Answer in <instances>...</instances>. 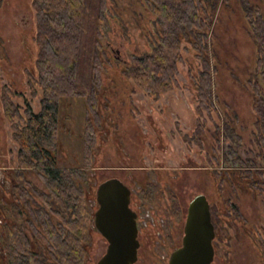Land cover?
Instances as JSON below:
<instances>
[{
  "label": "rangeland",
  "instance_id": "374dc122",
  "mask_svg": "<svg viewBox=\"0 0 264 264\" xmlns=\"http://www.w3.org/2000/svg\"><path fill=\"white\" fill-rule=\"evenodd\" d=\"M248 1L264 13V0ZM108 8L110 24L102 47L105 72L98 97L102 128L91 176L95 177V186L116 177L131 189L134 211L145 231L144 247L138 252L136 264H169L171 254L182 244L188 205L200 194L213 205L218 225L214 264H263L258 234L264 227V206L259 195L246 185L236 191L228 184L221 187L213 163L209 162L214 158L213 117L204 115L198 120L197 104L193 102L194 78L187 73L192 68L197 74L199 62L185 52V65L179 72L181 87L161 101L149 99L136 90L123 71L135 59L151 52L156 19L145 0H112ZM34 36L31 0H0V245L2 212L9 204L12 170L17 166L16 145L2 111L1 92L8 85L21 94L20 104L27 100L35 106L29 84L36 54ZM212 42L216 53L213 82L218 98L212 116L217 113L219 119L215 114V121L220 120V124L227 120L226 115L234 119L230 123L243 139L240 155L251 158L257 149L246 80L253 70L255 50L239 0H232L230 7L222 9ZM87 111L84 99H66L62 103L61 168L83 165ZM221 138L218 149L223 153L233 144L227 136ZM220 166L224 168L223 163ZM28 176L43 188L35 174L30 172ZM143 190L150 195L145 197ZM233 203L240 207L245 220L237 218L236 213L230 215ZM97 206L94 201L90 203L92 209ZM106 243L98 236L92 237L88 264H96L104 255Z\"/></svg>",
  "mask_w": 264,
  "mask_h": 264
},
{
  "label": "trees",
  "instance_id": "16d2710c",
  "mask_svg": "<svg viewBox=\"0 0 264 264\" xmlns=\"http://www.w3.org/2000/svg\"><path fill=\"white\" fill-rule=\"evenodd\" d=\"M109 1L31 0L36 54L29 84L35 106L27 100L20 104L21 94L8 85L1 92L17 166L12 170L9 206L2 212L7 222L2 224L0 264H86L94 231L90 203L95 202L98 186L91 171L96 167L94 150L102 128L98 97L105 72L102 47L110 24ZM145 2L156 19L152 50L135 59L123 74L137 91L158 102L181 87L180 67L185 65V52L192 54L199 62L197 74L192 68L187 72L194 78L193 102L198 120L204 115L213 117L214 158L209 162L219 183L237 181L233 175L222 177L225 170L219 169L223 163L225 168L240 170V177L264 195V15L257 6L241 0L257 48L256 75L249 85L255 112L254 140L259 148L257 159H243L232 146L223 153L218 149L222 135L238 147L242 138L230 127L227 115L221 124L215 121L217 113L212 116L218 100L212 68L216 56L211 55L210 37L218 13L230 6V0ZM66 99H84L88 106L80 168L59 166L60 111ZM198 126L200 130L201 124ZM30 171L43 188L28 178ZM146 191L145 197L150 195ZM173 210L177 213L175 204ZM261 246L264 254V239Z\"/></svg>",
  "mask_w": 264,
  "mask_h": 264
},
{
  "label": "water",
  "instance_id": "95a60500",
  "mask_svg": "<svg viewBox=\"0 0 264 264\" xmlns=\"http://www.w3.org/2000/svg\"><path fill=\"white\" fill-rule=\"evenodd\" d=\"M131 195V189L116 177L98 186L95 226L109 242L98 264L138 262V214L131 208ZM215 237L210 202L206 195L200 194L188 205L182 244L171 254L169 264H212Z\"/></svg>",
  "mask_w": 264,
  "mask_h": 264
},
{
  "label": "flooded vegetation",
  "instance_id": "af4514ba",
  "mask_svg": "<svg viewBox=\"0 0 264 264\" xmlns=\"http://www.w3.org/2000/svg\"><path fill=\"white\" fill-rule=\"evenodd\" d=\"M231 1L232 0H230V6H231ZM247 2H249L248 0H246ZM239 2H240V5H241V0H239ZM249 4L250 5H252V6H257V5H255V4H252V3H250L249 2ZM229 6V7H230ZM259 9H260V7L259 6H257ZM226 8H228V7H226ZM241 8H242V6H241ZM223 9V8H222ZM222 9L220 10V12L218 13V17H217V19L215 20V22H214V25H213V30H212V34H211V37H210V47H211V52L212 53H214L215 54V56H216V53H215V50L212 48V45H213V42H212V39H213V37H214V33H215V29H216V23H217V21H218V18H219V16H220V14H221V11H222ZM260 11H261V9H260ZM243 12V11H242ZM261 13L264 15V13L261 11ZM243 15H244V13H243ZM244 18H245V20H246V22H247V27H248V33H249V36H250V39H251V41H252V43H253V46H254V50H255V58H254V62H253V70H252V72L250 73V75H249V77L247 78V80H246V85H247V87L249 88V90H250V93H251V98L253 97V94H252V90H251V88H250V85H249V81H251V79L256 75V71H255V69H256V61H257V48H256V45H255V43H254V40H253V38H252V32H251V28H250V24H249V22L247 21V19H246V17L244 16ZM211 55H213V54H211ZM212 68H214L213 67V60H212ZM235 77V79L237 78L236 76H234ZM215 91V90H214ZM217 100H218V98H217ZM218 102V101H217ZM224 105H225V103H224ZM227 106V105H226ZM216 107H218V105L216 104ZM229 107V106H228ZM230 108V107H229ZM252 108H253V98H252ZM253 112H254V109H253ZM227 117L230 119L231 118V120H229V124H230V127L233 129V131H234V133L237 135V136H240L238 133H237V129H236V127L234 126V123H230L232 120H234V119H232V117H229L228 115H227ZM254 120H255V112H254ZM253 137H254V121H253ZM241 138H242V136H240ZM255 141V140H254ZM231 142H232V140H231ZM242 142H243V139H242ZM231 144H233V145H230V146H232L233 147V149L234 150H236V151H238V153H239V155H240V150H241V148H242V143H241V146L240 147H238V146H236L233 142L231 143ZM255 145H256V143H255ZM228 149V148H227ZM256 149H257V152L254 154V156L253 157H251V158H243L241 155V157L243 158V159H257L258 158V153H259V148L257 147V145H256ZM227 152V151H226ZM220 170V169H219ZM221 170H225V173H223V175H222V177H226V176H231V175H233L236 179H237V181L236 182H232V183H229V182H225V183H223V184H221V187H223L225 184H228L231 188H233V189H231L232 191H236V188H238V187H243L244 185H246L248 188V190L250 191V190H252V192L253 193H257L258 195H259V198H260V201H261V203H262V205L264 206V195H262V193H263V190L260 192L259 190L257 191L254 187H252V186H250V184L249 183H247V182H245V180L243 179V178H241L240 177V170H237V169H234V168H221ZM31 172V171H30ZM29 172V173H30ZM34 174V173H33ZM29 175V174H28ZM36 176V175H35ZM37 177V176H36ZM28 178H29V176H28ZM30 179V178H29ZM31 180V179H30ZM36 184V183H35ZM38 186V185H37ZM40 188V187H39ZM97 189H98V187H97ZM230 191V190H229ZM132 192V191H131ZM233 196L234 195H236V192L235 193H233L232 194ZM208 198V197H207ZM209 200V199H208ZM95 202L97 203V207H94L92 210H93V213H94V223H93V229H94V231H93V233H92V237H94V236H98V237H100L101 239H103V240H105L107 243V249H106V252H107V250H108V247H109V242L107 241V239L101 234V232H99L98 230H97V228H96V226H95V213L97 212V210H98V208H99V204H98V202H97V190H96V195H95ZM134 204H135V200H134V196L133 195H131V208L134 210ZM211 205V214H212V222H213V224H215L214 226H215V233H216V237H215V240H214V242H213V245H214V249H215V258H214V261H215V259H216V257H217V242H218V238H219V236H218V225H217V222H216V219H215V216H214V213H213V205L212 204H210ZM8 206H9V204H8ZM7 206V207H8ZM239 209H240V207L237 205V204H235V203H233V204H231V209H230V211H231V214L230 215H232V214H235L236 213V215H238V217L237 218H239V219H244L245 220V218L243 217V215L239 212ZM3 222V221H2ZM7 222V220L6 219H4V224ZM137 222H138V227H139V236H138V239H139V242H140V248H139V254H140V252H141V250L143 249V247H144V244H143V242H142V238H143V236L145 235V231H144V229L141 227V225H140V216L138 215V219H137ZM3 224V223H2ZM3 224V225H4ZM92 237H91V239H92ZM264 239V227L260 230V232H259V234H258V240H259V245H260V250H261V257H262V262H263V264H264V254H263V251H262V240ZM91 241V240H90ZM90 243V242H89ZM89 245V244H88ZM106 252L104 253V255L106 254ZM89 255H90V245L88 246V258H89ZM103 255V256H104ZM102 256V257H103ZM140 256V255H139ZM102 257L97 261V263L96 264H98V262L102 259ZM88 258H87V260H86V264H88ZM214 261H213V263L212 264H214Z\"/></svg>",
  "mask_w": 264,
  "mask_h": 264
}]
</instances>
